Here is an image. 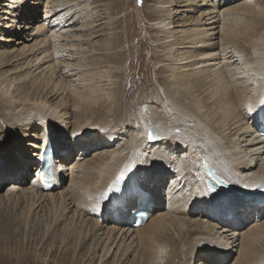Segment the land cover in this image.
I'll list each match as a JSON object with an SVG mask.
<instances>
[{"label": "bare ground", "instance_id": "obj_1", "mask_svg": "<svg viewBox=\"0 0 264 264\" xmlns=\"http://www.w3.org/2000/svg\"><path fill=\"white\" fill-rule=\"evenodd\" d=\"M78 1L0 0V99L4 102L0 115L6 118L0 127V159L32 156L39 163L37 150L45 144L39 147L40 142H32V138L51 123L61 126L66 139L76 136L84 149L102 148L91 151L89 159H74V167L66 159L60 173L63 184L58 182L56 191L41 190L39 180H24L32 182V192L20 201L30 210H38L42 200L48 202L51 222L62 224L71 212L73 218L90 219V239L104 232L95 244L91 240L85 244L88 234L80 241L81 231L65 227L68 238L74 236L82 242L81 250L83 245H93H88L85 255L90 252L95 257L115 245L118 263L132 255L131 264H264V206L258 202L262 211L250 203L248 212L246 206L240 207L248 202L231 203L210 196L207 176L215 180L218 174L238 191L236 197L242 190L257 192L264 185V140L258 133L264 126L260 120L264 105V0H152L155 12L150 17L165 52L164 60L158 59L162 64L159 69L169 74L163 79L170 91L164 102L157 95L151 99L145 125L117 119L118 114L112 113L116 96L110 95L112 102L105 105L106 95L102 97L98 84L115 78L111 70L118 61L108 59L106 67L91 71L86 59L100 51L93 41L102 32L88 31L113 18L108 11H100L99 1L81 0L76 8L73 3ZM115 1L120 7V0ZM31 4L38 5L36 13ZM215 12L222 22L218 33ZM188 24L191 27H185ZM115 29L108 27L105 32ZM81 32L84 35H78ZM217 35L220 43L215 44ZM101 47L105 52L111 44ZM75 56L84 66L75 64ZM76 66L77 71L88 69L77 72V80L71 81L76 71L71 69ZM150 129H155V142L147 138ZM9 130L15 135H2ZM101 139L103 143L98 144ZM121 173L124 178H140L152 195L157 194V188L165 191L160 198L165 202L156 200L157 212L135 230L130 227L129 214H125V227L124 222H117L118 213H114V222L107 217L110 227L97 219L99 214L105 215L111 198L125 210L123 201L109 193ZM16 176L19 180L28 177V168ZM70 176L67 192L64 184ZM4 179L10 181L7 176ZM4 181L0 177V192ZM18 184L8 186L7 195H11L6 199L25 192L21 190L25 185ZM56 252L52 250L50 255ZM108 252L100 257L101 264L108 261ZM72 254L66 253L60 264H68Z\"/></svg>", "mask_w": 264, "mask_h": 264}, {"label": "rangeland", "instance_id": "obj_2", "mask_svg": "<svg viewBox=\"0 0 264 264\" xmlns=\"http://www.w3.org/2000/svg\"><path fill=\"white\" fill-rule=\"evenodd\" d=\"M80 1L74 2L73 5H75L77 8ZM92 1L93 3H95L94 1H99V4L102 6L100 7V11L101 10H103L104 12L108 11V14L112 16L110 18L113 19H107V20L104 19L99 24H96L95 28H90V30L88 31L90 34H92L91 31L94 30L95 31L99 30L102 33H100L98 37L95 35V39L93 41V44L96 45L97 50L100 51H96L93 53V55L87 57L86 62L91 66L92 69L91 71H95L98 68L106 67V64H104V62H106L108 59H109L108 61L111 60L115 62L118 61L117 65H113L114 69L111 70L112 75L113 76L115 75V78L113 77L112 81L110 82L104 81L101 83H99L98 81L96 82L92 81V82L93 84L96 83V85L97 83H99L98 88L101 90V94L103 98L106 95L104 99L102 98L104 102H106L105 105H109V103H111L112 100L113 102L115 101L114 105L112 106L113 107L112 110H114L112 113L116 112V114H118L116 117L117 119L119 117L122 118V120L125 119L126 121H135L139 125L140 124L145 125L150 117L149 116L150 114L148 113L149 112L148 106H150L153 97L157 95L158 97L163 98L162 101L164 102V100L169 96V92L167 91H170L169 87L164 85V79H163L167 77L169 74L163 73L159 69L162 67V64L160 63L161 61L158 59L164 60L161 58V56H163L165 52L160 47L161 43L157 42V40H159L158 37H160V35L155 30L154 21L152 19L153 17L152 18L150 17L153 16L155 12L154 7H152L153 4L152 0H120V4H121L120 7H118V4L115 0H92ZM237 1L238 0H230L229 2H237ZM199 2L200 1H198L197 4L200 5ZM93 3L92 5H94V7L97 8V6H95V4ZM92 5L91 7H93ZM30 6H32L34 12L36 13L38 9V5L34 6L31 4ZM94 12H96V9H94ZM75 13L73 11L72 16ZM97 14H98V8H97ZM101 14L102 13L99 12L98 16ZM216 15H217L216 33H218L221 30L222 22H221L220 14L218 15L215 12V16ZM104 17L106 16L102 15V18ZM84 20L85 17H83L80 20V22L82 23ZM108 23H110V26ZM77 26L81 27L80 25ZM108 27H112V28L115 27L116 29L112 30L111 32L109 31L105 32L106 28ZM185 27L188 28L191 27V25L188 24ZM76 29L79 28L77 27ZM178 29L179 28H177L176 30L179 31ZM84 32L78 33V35H84ZM218 37H219L218 35L217 37H215V44L220 43ZM105 44H111V47L109 50H105L104 52L101 51L102 49L101 46ZM6 45L10 47H17V46H12L10 43H7ZM76 57L77 56H75L74 58L75 60L73 59L75 61V64L79 66L80 65L84 66L83 65L84 62L83 63L76 62L80 58L78 57L76 59ZM79 66H76L73 69H71L72 71L76 69V71H73L74 73L71 74V76H73V78H71V81L77 80V78L75 77L78 75V74L76 75L77 72L80 73L88 69V68H84L82 69V71L81 70L77 71V68ZM75 84L78 86L79 82ZM108 89L111 90L108 91ZM115 92H117L118 94ZM110 95L116 96L115 100L114 98L110 100L108 98ZM108 99L109 102L107 101ZM1 102L4 103L0 99V104ZM126 102H127V106L124 108L123 104H125ZM104 112L105 111H102L103 114ZM107 114L109 116L111 113L109 114L108 112ZM5 121H6L5 114L0 115V127L3 126ZM178 127L179 126H175L174 129H176L179 132H182L181 127L179 128ZM123 129L124 128H121V130ZM119 131L120 130H118V132ZM8 132L9 134L3 133L2 135H10V134L12 136L15 135L13 134L14 130H9ZM124 135L125 134L122 133V137H121L122 139H124ZM102 140L103 139H101L100 141L95 140V142L98 141V144L100 143L102 144L103 143ZM65 141L70 142L72 141V139H70L69 137V139H66ZM106 148L107 147L103 149ZM90 157L91 154L85 158L89 159ZM33 158L34 157L32 156H29V158L28 157L19 158L17 156L16 160H14L13 158L12 159L10 158L11 160L5 158L0 159V169L1 167H3L2 174L0 173L1 179L4 181V176L10 178V181L8 180L7 182L4 181L3 183H1L3 185V189L0 192V195L2 198L4 196L5 197L3 198V200L0 197V205L1 204L3 205L0 206V264H60L61 259L65 257L66 253L68 252L73 253L71 255V258L69 259L70 261L68 264H89V262H92L91 264H101L102 261L100 257H103L102 255H105V253H107L108 251L105 252V250L103 249V252L102 250L100 252L98 251L100 254L98 253L99 255L97 254L95 257H93L90 255L91 254L90 252L87 253V255H85L87 252L86 250L88 248V245L90 243L86 246L84 245L82 246V248L85 247V249L81 250L80 248V245L82 244V242L80 241L82 240V237L85 234H88V237L86 238L87 240H85V244L89 240H91L90 242L93 241V244H95V242L98 241V239L104 233L103 231H100L98 232V235L96 237L94 236L92 239H90L92 234V232H90L91 225H93L90 219L88 218L83 219V217L78 219V215L75 218H73V212H71L67 214L68 216L66 222L62 224L60 221L57 222V220H53V222H51L53 214L50 213V205L48 204V202H44V200H42L40 202L41 204L40 203L38 204L41 205L38 210L36 209L30 210L29 207L24 202L20 201L24 199V195L26 193L30 194L32 192L31 190H29L30 188H32V182L31 183L28 182L27 184L25 182L24 183L25 187H22L21 184L23 185V181L24 180L29 181V178L32 179L31 181H34L35 179L31 177L29 171H28V177L24 176L22 177V180H19V177H17L16 175H18L28 167H30L31 170L35 168L37 169L38 162L34 161ZM140 169H142V167ZM66 181L67 182H65L64 184V188L66 187L65 189L71 186V176ZM168 181L166 182V184L168 183ZM13 182L15 184L20 183L17 186L20 185L22 187V188L20 187L21 190H25V192L24 191L19 192L18 194H16L17 196L12 195L14 196L13 198L11 196L12 200L15 198L12 201L11 198L10 200L6 198H8L11 195V194L7 195V191L9 192L8 186ZM60 184L62 185L63 182H60ZM68 191L69 189H67V192ZM163 193H165V191L162 192V189L160 190L158 188H157V194L153 193V197L155 196L156 200L161 204L165 202L163 199H160ZM233 196L236 197V195ZM38 199L39 197L36 198V200ZM8 200L11 202H9ZM18 200L20 204L17 202ZM14 201L18 204L14 203ZM105 215L99 214V216H97V219L102 218L101 223H103V225H109L110 227V223L107 222ZM108 216L109 215H107V217ZM195 216L196 215H191V218ZM65 227L71 230L72 228L76 229L78 232L81 231V237L79 239L80 241L76 240L74 236L68 238L66 236L67 231ZM94 233L96 232L94 231ZM65 237H67V239ZM104 240L105 237L102 238L101 242ZM56 249L57 252L55 256L50 255L51 251ZM110 250L111 251L108 252L105 258L108 259V261L105 264H117L118 256L120 254L118 252L117 257L114 260V256L116 255L115 245L111 247ZM127 258L128 259L125 258L124 261L122 259L118 264H131L129 262H131L134 259V256L129 255V257ZM213 258H216V256Z\"/></svg>", "mask_w": 264, "mask_h": 264}, {"label": "snow or ice", "instance_id": "obj_3", "mask_svg": "<svg viewBox=\"0 0 264 264\" xmlns=\"http://www.w3.org/2000/svg\"><path fill=\"white\" fill-rule=\"evenodd\" d=\"M147 138L149 140L155 139V134L151 132L150 130L147 132ZM40 179L45 183V186H47V178L44 175H41ZM119 179L122 181L124 179V174L121 173ZM112 191V189H109V193ZM108 193H105V198L107 197Z\"/></svg>", "mask_w": 264, "mask_h": 264}, {"label": "water", "instance_id": "obj_4", "mask_svg": "<svg viewBox=\"0 0 264 264\" xmlns=\"http://www.w3.org/2000/svg\"><path fill=\"white\" fill-rule=\"evenodd\" d=\"M150 131L155 134V139L154 140H150V141L155 142L156 139H157V135H156L155 129H150Z\"/></svg>", "mask_w": 264, "mask_h": 264}]
</instances>
